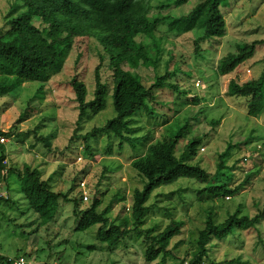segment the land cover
<instances>
[{
    "label": "rangeland",
    "instance_id": "1",
    "mask_svg": "<svg viewBox=\"0 0 264 264\" xmlns=\"http://www.w3.org/2000/svg\"><path fill=\"white\" fill-rule=\"evenodd\" d=\"M14 1L0 0L1 32L9 28L7 20ZM153 3L168 5L161 11L163 15L180 16L192 11L198 1L181 5H175L174 0ZM221 7L227 33L206 40L199 56L194 49V37L202 34L203 28L177 34L169 32L166 23L161 25L159 33L164 41L158 66H140L137 72L149 87L156 74L174 71L168 81L189 93L185 95L170 87L158 89L155 99L150 101L154 112L141 110L133 118L134 143L113 134H100L89 139L88 151L79 137L116 116L111 95L113 71L107 67V58L101 68L103 80L110 88L105 109L79 119L70 86L71 78L78 76L87 84V98L94 97V71L101 63L100 53L104 54L95 38L80 39L61 71L49 82L28 80L0 97V135L8 138L3 144L8 166L21 169L29 163L38 167L44 179L50 176L48 180L55 191L68 192L79 200L80 182L86 180L90 198L87 202L80 200V207L98 196L102 199L101 209L111 205L108 215L115 222L129 217L133 192L145 180L131 161L145 153L149 143L182 125L188 124L187 133L179 141L176 154L181 153L188 140L200 137L199 153L190 164L205 168L210 183L235 187L248 172H253L251 180L236 195L217 199L207 193L201 195L206 184L193 178L182 177L155 189L146 203L149 210L143 228H154L159 242H167L172 253L147 262L145 250L149 242L136 230H131L115 247L99 239L100 224L76 230L78 217L73 214L72 201H62L58 216L43 224L21 191L23 181L10 172L3 189L0 188L9 196L8 200L5 196L0 200V254L6 257L0 264H9L8 258L21 255L28 264H179L191 256L209 210L216 222L225 220L237 209L250 216L264 210V110L258 117H251L247 114L248 98L226 94L230 79L245 81L260 75L264 68V44H258L254 55L234 73L221 76L217 71L220 58L236 53L239 45L264 39V0H224ZM35 24L40 21L35 20ZM197 81L200 86H196ZM194 97L198 102L193 101ZM220 154L224 163L221 171ZM129 227L132 228L131 223ZM197 264H264V220L255 228L236 229L223 240H211L208 255Z\"/></svg>",
    "mask_w": 264,
    "mask_h": 264
},
{
    "label": "trees",
    "instance_id": "2",
    "mask_svg": "<svg viewBox=\"0 0 264 264\" xmlns=\"http://www.w3.org/2000/svg\"><path fill=\"white\" fill-rule=\"evenodd\" d=\"M154 1L156 0H15L11 9L13 12L7 20L9 28L5 32L0 31V97L28 80L43 84L49 82L61 71L67 56L80 39L95 38L104 54L100 53L101 63L94 71V97L87 98V84L78 76L71 78L70 86L78 104L79 119L88 113L98 114L105 109L110 88L103 80L101 68L102 62L107 58V67L113 71L111 95L116 116L103 126H95L79 137L84 140L87 150L89 139L100 134H113L120 140L134 143L135 139L131 137L133 118L141 110L149 114L154 112L150 101L155 99L158 89L170 87L185 95L189 93L186 89L180 90L178 84L168 81L175 75L174 71L156 74L149 87L137 72L140 66H158L164 41V36L159 33L161 25L166 23L167 30L177 34L203 28V33L194 37V49L198 56L201 55L204 49L202 45L206 40L221 38L227 33L225 14L221 7L224 0H197L192 11L180 16L163 15L161 11L168 5L156 6ZM189 1L174 0V4H186ZM35 20H39L40 24H35ZM258 44H264V39L239 45L236 53L220 58L218 73L221 76L234 73L254 55ZM226 94L248 98L247 114L258 117L264 110V68L257 78L245 81H239L237 77L230 79ZM193 101L198 102V98L194 97ZM168 125L172 127L171 124ZM187 125L152 141L145 153L131 161V166L145 180L142 187L135 188L133 192L129 217L126 216L119 222L109 218L111 205L100 208V197L94 196L88 205L81 208L82 196L80 201L70 197L68 192L55 191L49 180L42 178V171L38 167L29 163H24L21 169L8 166L4 162L7 159L5 147L1 143L0 184H4L10 172L16 173L23 181L22 193L43 224L56 217L61 201H72L73 214L78 217L76 230H86L100 224L99 239L109 247H115L131 230H136L139 235H145L149 242L145 260L153 262L160 255L172 253L167 242L163 239L159 242L154 228H143L149 210L146 203L155 189L174 183L182 177L193 178L206 184L200 190L201 195L207 193L211 198L217 199L239 193L254 174L248 172L243 182L235 187H228L226 183H210V174L205 168L200 164H190L199 153L202 142L200 137L188 140L181 153L176 154L179 141L187 133ZM222 157L220 154L219 171L224 167ZM4 170L6 173H3ZM8 197L5 198L8 200ZM1 199L4 197L0 196ZM261 220H264V210L250 216L241 214L237 209L229 213L225 220L216 222L213 211L209 210L204 226L198 230L191 256L187 261L181 260L179 264H197L208 255L211 240H223L236 229L255 228ZM130 223L132 228L129 227ZM5 258L0 254V260ZM7 261L13 264L10 258Z\"/></svg>",
    "mask_w": 264,
    "mask_h": 264
},
{
    "label": "built area",
    "instance_id": "3",
    "mask_svg": "<svg viewBox=\"0 0 264 264\" xmlns=\"http://www.w3.org/2000/svg\"><path fill=\"white\" fill-rule=\"evenodd\" d=\"M247 71L250 72V69H248ZM200 85H201V82L197 81L196 86H200ZM7 141H8V138L5 135H3V134L0 135V143L1 144H5ZM202 150H205V148H202ZM4 162L7 163V160H5ZM3 173H6V170H4ZM79 186H80V189L82 191L83 201L87 202L90 198V191L88 189L87 181L82 180L80 182ZM1 187L3 189V183L0 184V188ZM0 196L7 197V194H6V192L5 193L0 192ZM227 197H229V196H227ZM10 260L12 261L13 264H28L26 257L23 255L16 257V258H10ZM54 264H57V263H54Z\"/></svg>",
    "mask_w": 264,
    "mask_h": 264
},
{
    "label": "crops",
    "instance_id": "4",
    "mask_svg": "<svg viewBox=\"0 0 264 264\" xmlns=\"http://www.w3.org/2000/svg\"><path fill=\"white\" fill-rule=\"evenodd\" d=\"M42 173H43V172H42ZM49 177H50V176H49ZM49 177H46V178L48 179ZM42 178H43V175H42ZM46 178H45V179H46ZM43 179H44V178H43ZM49 182H50V180H49ZM50 185H51V184H50ZM51 187H52V189H53V186H52V185H51ZM61 202H62V201H61ZM61 202H60V203H61ZM63 202H64V201H63ZM58 213H59V211H58ZM57 216H58V214L56 215V217H57ZM14 258H16V257H14ZM35 264H36V263H35ZM37 264H39V263H37Z\"/></svg>",
    "mask_w": 264,
    "mask_h": 264
}]
</instances>
